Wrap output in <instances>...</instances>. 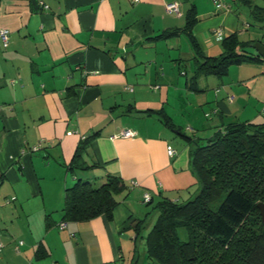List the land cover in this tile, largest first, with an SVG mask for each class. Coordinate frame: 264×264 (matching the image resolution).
<instances>
[{
  "label": "crops",
  "instance_id": "0c3cea01",
  "mask_svg": "<svg viewBox=\"0 0 264 264\" xmlns=\"http://www.w3.org/2000/svg\"><path fill=\"white\" fill-rule=\"evenodd\" d=\"M218 1L223 8L215 0H0V28L10 31L6 48L0 41V264H125L120 239L135 232L144 195L153 205L191 198L199 140L260 122L264 59L191 84L200 54L222 53L216 29L239 40L247 31L249 55L264 44V0ZM172 2L178 15L165 12ZM191 9L198 54L184 31ZM127 129L134 136L112 137ZM77 150L90 168L69 169ZM108 176L123 186L111 218L60 230L65 189ZM145 261L146 252L135 259Z\"/></svg>",
  "mask_w": 264,
  "mask_h": 264
},
{
  "label": "trees",
  "instance_id": "16d2710c",
  "mask_svg": "<svg viewBox=\"0 0 264 264\" xmlns=\"http://www.w3.org/2000/svg\"><path fill=\"white\" fill-rule=\"evenodd\" d=\"M194 16L191 9L184 31L198 54L191 34ZM219 41L222 53L215 57L200 54L203 59L195 67L191 84L199 76H223L232 64L264 59L258 53L249 55V42L240 41L236 34ZM124 89L132 91L133 87L126 85ZM191 158L197 191L183 202L163 197L152 206L158 214L145 237L147 258L152 264H264L262 216L257 232L238 236L247 217L259 208L258 203L264 205V121L228 124L211 138L200 139ZM77 168H90L78 150L69 166ZM119 182L108 176L96 186L77 179L65 189L62 222H82L101 215L110 219L117 204L115 195L123 189ZM223 194L216 209H211L210 204ZM142 222L135 224L136 238Z\"/></svg>",
  "mask_w": 264,
  "mask_h": 264
},
{
  "label": "rangeland",
  "instance_id": "374dc122",
  "mask_svg": "<svg viewBox=\"0 0 264 264\" xmlns=\"http://www.w3.org/2000/svg\"><path fill=\"white\" fill-rule=\"evenodd\" d=\"M248 20H249V23L252 25L253 28H255L257 26L256 22L253 19L248 18ZM248 37H249L248 32L244 31V33H242L239 38L241 41L242 40L245 41V40H248ZM225 75L227 76V74H225ZM206 91L207 92H213V88H210V87L206 88ZM257 121H260V122L264 121V117H262L261 119H259ZM187 134L191 135V133H187ZM196 138H198V137H196ZM223 197H224V194L218 200H215L214 202H212L210 204L211 209H216L217 205L223 199ZM255 203H258V200ZM152 206H153V204H151V203L150 204H142L140 206V213L138 216L141 220L146 217V218H148L147 221H149L152 218V214L154 213ZM156 219H157V215L155 216V218L153 220V224L156 222ZM152 225L150 226L148 231H150V229L152 228ZM261 225H262L261 214H260V210L258 208L256 210H254L247 217L241 231H239V234H238L239 238H241L244 235L248 236L252 232H257L259 230V228L261 227ZM135 234H136L135 232L134 233L133 232H126L124 235H127L128 237L120 239L121 242L123 243V248H122L123 259L126 260V261L121 260V262L124 261L125 264H130V262H132V260H133L132 259L133 256H135V259L137 260V262L144 259L145 252H146V241H145L146 234H145L144 229H143L138 234V236L135 240L130 239V237H132ZM135 259L133 260L132 264H136ZM145 264H147L146 261H145Z\"/></svg>",
  "mask_w": 264,
  "mask_h": 264
},
{
  "label": "built area",
  "instance_id": "2783aa9c",
  "mask_svg": "<svg viewBox=\"0 0 264 264\" xmlns=\"http://www.w3.org/2000/svg\"><path fill=\"white\" fill-rule=\"evenodd\" d=\"M215 6L216 8L220 9V8H223L224 5L219 2L218 0H215ZM165 12L167 14H176L178 15L179 14V6H178V3L177 2H172V3H169V4H166L165 6ZM248 25V24H247ZM9 30L7 29H4V28H0V41L3 45V47H6L8 45V42H9ZM214 35H215V38L217 40H221L222 37H223V34H222V31L221 29H216L214 31ZM131 90V88H129ZM233 98V96H229V99L231 100ZM131 136H134V132L132 130H123V131H120L118 134L116 135H113L112 137H124V138H127V137H131ZM39 148V146H33L31 148L32 151H35ZM167 154L169 156H174L175 155V151L174 149L171 147V146H168L167 147ZM133 184H136L135 182H133ZM151 200V197L149 194H145L144 195V198H143V202L145 203H148L149 201ZM66 227V222H61L59 224V228L60 229H63ZM20 243H22V241H20ZM3 247V244L0 242V251Z\"/></svg>",
  "mask_w": 264,
  "mask_h": 264
},
{
  "label": "water",
  "instance_id": "95a60500",
  "mask_svg": "<svg viewBox=\"0 0 264 264\" xmlns=\"http://www.w3.org/2000/svg\"><path fill=\"white\" fill-rule=\"evenodd\" d=\"M252 46L260 56L264 57V44H262L260 42H256ZM258 207L260 208V213H261L262 219H264V205L259 203ZM123 237L127 238L128 236L123 235ZM135 238H136V235H133L132 237H130V239H132V240H134Z\"/></svg>",
  "mask_w": 264,
  "mask_h": 264
}]
</instances>
